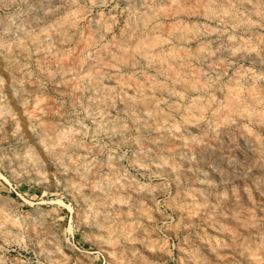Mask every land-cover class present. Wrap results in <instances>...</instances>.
<instances>
[{
	"label": "rangeland",
	"instance_id": "1",
	"mask_svg": "<svg viewBox=\"0 0 264 264\" xmlns=\"http://www.w3.org/2000/svg\"><path fill=\"white\" fill-rule=\"evenodd\" d=\"M0 264H264V0H0Z\"/></svg>",
	"mask_w": 264,
	"mask_h": 264
},
{
	"label": "bare ground",
	"instance_id": "2",
	"mask_svg": "<svg viewBox=\"0 0 264 264\" xmlns=\"http://www.w3.org/2000/svg\"><path fill=\"white\" fill-rule=\"evenodd\" d=\"M144 16V15H143ZM142 17V16H141ZM145 21V20H144ZM137 26V25H136ZM155 27V26H154ZM145 36H146V34H145ZM149 36V35H148ZM151 36V35H150ZM134 37H136V36H134ZM152 37V36H151ZM134 40V39H133ZM159 41V40H158ZM153 42V41H152ZM151 43V42H150ZM129 44V43H128ZM131 45V44H130ZM134 47V46H133ZM136 47V46H135ZM149 47V46H148ZM134 49H136V48H134ZM171 49V48H170ZM137 50V49H136ZM169 50V49H168ZM185 50V49H184ZM134 51V50H133ZM157 51V50H156ZM183 51V50H182ZM138 52H140L139 50H138ZM199 52V51H198ZM162 53V52H161ZM193 53V52H192ZM201 53V52H200ZM119 54V53H118ZM149 54V53H148ZM181 54V53H180ZM191 54V53H190ZM123 55V54H122ZM156 55V54H155ZM193 55V54H192ZM117 56V55H116ZM119 56H121V55H119ZM162 56H163V54H162ZM67 58V57H66ZM128 59V58H127ZM65 60V59H64ZM135 60V59H134ZM147 61V60H146ZM78 62V61H77ZM97 62V61H96ZM99 62V61H98ZM149 62V61H148ZM129 63H131V62H129ZM185 63V62H184ZM97 64V63H96ZM101 64V63H100ZM105 64V63H104ZM177 64V63H176ZM154 65H157V64H154ZM165 65V64H164ZM178 65V64H177ZM174 66V65H173ZM83 67V66H82ZM168 67V66H167ZM166 67V68H167ZM97 69V68H96ZM96 71V70H95ZM94 71V72H95ZM89 72V71H88ZM162 72V71H161ZM91 76V75H90ZM183 76V75H182ZM120 78V77H119ZM121 80V79H120ZM122 81V80H121ZM147 83H148V81H146ZM118 83H120V82H118ZM147 83H146V85H147ZM139 84V83H138ZM144 84V83H143ZM109 86V85H108ZM150 86V85H149ZM162 90V89H161ZM156 91V90H155ZM134 92V91H133ZM174 107V106H173ZM171 109V108H170ZM143 111V110H142ZM197 116V115H196ZM195 116V117H196ZM166 117V116H165ZM182 118H184V116L182 117ZM162 121V120H161ZM187 123V122H186ZM191 125V124H190ZM186 126V125H185ZM190 128V127H189ZM194 128V127H193ZM192 129V128H191ZM192 131V130H191Z\"/></svg>",
	"mask_w": 264,
	"mask_h": 264
}]
</instances>
